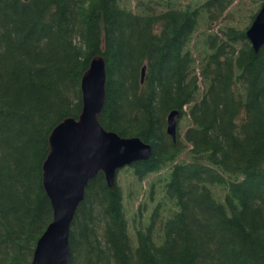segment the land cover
<instances>
[{"label": "trees", "instance_id": "16d2710c", "mask_svg": "<svg viewBox=\"0 0 264 264\" xmlns=\"http://www.w3.org/2000/svg\"><path fill=\"white\" fill-rule=\"evenodd\" d=\"M234 2L0 0V264H30L52 219L48 136L78 118L96 55L106 65L100 125L152 148L122 172L131 186L155 177L135 246L121 187L101 172L88 183L71 264H264V45L254 51L250 23L233 24ZM173 110L189 118L184 141L166 134Z\"/></svg>", "mask_w": 264, "mask_h": 264}, {"label": "water", "instance_id": "95a60500", "mask_svg": "<svg viewBox=\"0 0 264 264\" xmlns=\"http://www.w3.org/2000/svg\"><path fill=\"white\" fill-rule=\"evenodd\" d=\"M245 36L254 51L264 45V3ZM145 70L143 66L141 82ZM80 90L78 118H65L48 136L42 187L51 205L52 219L35 243L30 264H71L70 228L88 183L101 172L107 187L113 190L119 170L148 160L152 153L151 146L138 137H121L100 125L98 117L106 100V65L101 55L92 58L82 75ZM180 117L178 110L166 116V134L173 142Z\"/></svg>", "mask_w": 264, "mask_h": 264}, {"label": "rangeland", "instance_id": "374dc122", "mask_svg": "<svg viewBox=\"0 0 264 264\" xmlns=\"http://www.w3.org/2000/svg\"><path fill=\"white\" fill-rule=\"evenodd\" d=\"M127 1V0H126ZM261 1L260 0H244L243 2L240 0H235L234 4L231 8L228 9V13L232 12V10L238 9L239 13L234 14L233 16V24H239L243 26L245 24L249 25L250 19L248 16L252 13H256L260 7ZM236 5H243L237 8H234ZM189 118L187 116L180 117L178 120L177 125V136H179L182 141H184L183 135L185 130L188 128ZM188 148V146H186ZM180 158H185V154H183ZM120 170L118 172V177L116 178L117 184L121 187L123 192V199H124V208H125V215L128 221V232L129 237L132 240L134 246L136 245V238L135 233L133 231V223L134 221L139 225V207L141 205L144 207L147 201V193L146 190L148 189V185L153 181L155 176L147 177L146 179L140 181L138 184H134L131 186V179L127 172H122ZM131 191V196H128L127 193ZM145 212L143 214L144 218H141L142 226L145 227L148 223L147 213L150 209L149 207L145 206ZM148 209V210H147ZM137 225V227H138Z\"/></svg>", "mask_w": 264, "mask_h": 264}]
</instances>
